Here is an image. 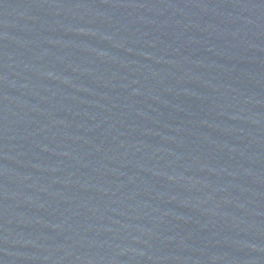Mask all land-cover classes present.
Wrapping results in <instances>:
<instances>
[{
  "label": "water",
  "instance_id": "obj_1",
  "mask_svg": "<svg viewBox=\"0 0 264 264\" xmlns=\"http://www.w3.org/2000/svg\"><path fill=\"white\" fill-rule=\"evenodd\" d=\"M0 264H264V120L133 63L0 40Z\"/></svg>",
  "mask_w": 264,
  "mask_h": 264
}]
</instances>
